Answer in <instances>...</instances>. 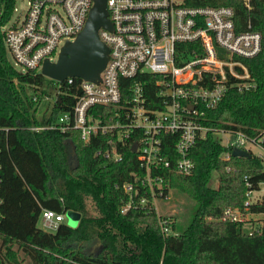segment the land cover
I'll use <instances>...</instances> for the list:
<instances>
[{"label":"trees","instance_id":"16d2710c","mask_svg":"<svg viewBox=\"0 0 264 264\" xmlns=\"http://www.w3.org/2000/svg\"><path fill=\"white\" fill-rule=\"evenodd\" d=\"M2 2L6 16L0 20V264H23L18 250L33 264H196L198 247L246 235L242 222L224 220L222 215L226 207L243 206L245 175L254 182L263 177L256 155L224 160L220 154L225 147L210 134L199 138L192 149L195 168L191 175L163 169L166 191L177 188L197 202L191 223L179 234L175 233L176 222L164 217L165 226L174 231L165 234L155 209L138 206L121 211L129 200L122 185L133 181L134 173H144L137 153L131 150L134 138L118 144L123 156L114 161L97 154L108 147V134L94 135L86 142L75 129L32 130V125L52 124L61 111L71 109L81 92V78H75L73 84H59L38 70L15 67L8 58L2 26L13 13L16 0ZM185 4L230 6L238 32L261 33L259 54L243 59L255 87L243 92L229 90L207 115L214 125L229 121L245 129L264 127V0H251V8L244 0H185ZM161 78L154 73H142L134 79L122 77V95L130 96L133 84L141 81L148 106L161 107L163 98L157 84ZM58 87L61 103L41 112L42 100L51 94L48 89L56 91ZM102 110L111 113L110 109ZM163 140V153L174 163L175 137L168 135ZM71 142L77 153L73 171ZM214 172L218 174L217 187L212 183ZM45 208L58 213L77 211L81 214L79 224L72 227L62 222L56 231H46L38 225ZM260 209L263 207L257 205L251 208ZM93 239L101 243L100 251H83ZM255 239L261 243L264 258V238Z\"/></svg>","mask_w":264,"mask_h":264},{"label":"built area","instance_id":"2783aa9c","mask_svg":"<svg viewBox=\"0 0 264 264\" xmlns=\"http://www.w3.org/2000/svg\"><path fill=\"white\" fill-rule=\"evenodd\" d=\"M93 2L28 0L26 14L14 17L15 4L2 26L14 66L40 71L46 59L56 60L58 49L67 40H74L85 26ZM244 2L251 8V0ZM107 9L113 28L99 30L110 49L100 79H81V92L70 110L61 111L52 124L30 128L75 129L86 142L94 135L108 134V147L97 154L114 161L123 156L118 144L125 145L134 138L131 150L137 143L133 152L144 173H134V180L122 185L129 195L121 208L123 213L138 206H148L157 213V199L169 190L165 189L168 185L161 171L191 175L195 168L192 149L199 138L213 135L225 147L220 154L224 160L234 156L235 148L244 149L260 158L263 177L254 182L244 176L243 206L226 207L222 219L242 222L243 226L252 223L247 231L264 238V127L245 129L229 121L214 125L207 115L229 90L243 92L255 87L243 59L259 54L261 33L238 32L235 11L230 6H190L185 0H107ZM5 16L6 5L0 0V20ZM142 73L162 76L157 81L158 95L163 98L161 107L148 106L141 81L133 84L130 96L123 97L120 79H134ZM74 80L68 77L62 82L73 84ZM48 90L53 95L50 107L61 103V89ZM168 135L175 137L174 163L163 153V137ZM253 205L263 209L251 210ZM40 217L43 229L54 232L64 222L65 213L45 208ZM160 219L165 234L172 233L165 226L166 219Z\"/></svg>","mask_w":264,"mask_h":264},{"label":"rangeland","instance_id":"374dc122","mask_svg":"<svg viewBox=\"0 0 264 264\" xmlns=\"http://www.w3.org/2000/svg\"><path fill=\"white\" fill-rule=\"evenodd\" d=\"M28 7V0H16V8L14 17L17 15L24 16ZM61 47L58 49V54ZM8 58L10 62L15 65L13 57L8 52ZM22 70L20 66H16ZM53 95H46L40 105L41 112L51 106V98ZM212 183L214 186L219 185L218 174L213 173ZM157 214L159 217H169L176 222L175 233L183 232L191 223L193 215L195 213L197 202L192 200L184 192L177 188L169 187L168 194L157 199ZM81 215H79L80 220ZM64 222L69 225V215L65 213ZM162 222V221H161ZM79 221L73 226L76 227ZM38 225L43 228L41 217ZM252 223H245L242 231L245 232V236L240 238H234L222 241H215L207 246L198 247L194 261L196 264H264V258L260 249L261 243H259L255 236L249 233ZM170 232L173 230L169 229ZM263 244V243H262ZM17 249V245L14 246ZM101 249V243H98L93 239L83 248V251L88 253L97 254ZM18 250V249H17ZM19 258L23 264H33L31 259L25 255L22 251L18 250Z\"/></svg>","mask_w":264,"mask_h":264},{"label":"water","instance_id":"95a60500","mask_svg":"<svg viewBox=\"0 0 264 264\" xmlns=\"http://www.w3.org/2000/svg\"><path fill=\"white\" fill-rule=\"evenodd\" d=\"M88 17L83 29L77 34L74 40H67L61 47L56 60L46 59L40 72L53 80L64 81L68 77L81 78L84 80L98 81L100 74L105 68L109 59V46L100 37L99 30L112 29V22L109 19L107 0H93ZM137 143L132 146L135 151ZM76 147L71 142L70 169L77 165ZM234 156L250 157L244 149L235 148ZM69 225L73 226L80 221L79 212L67 211ZM81 218V217H80ZM70 225V226H72ZM72 226V227H73Z\"/></svg>","mask_w":264,"mask_h":264}]
</instances>
